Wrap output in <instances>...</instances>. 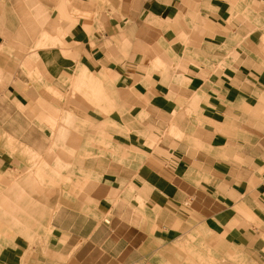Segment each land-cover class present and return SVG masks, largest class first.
Masks as SVG:
<instances>
[{"label": "crops", "instance_id": "crops-1", "mask_svg": "<svg viewBox=\"0 0 264 264\" xmlns=\"http://www.w3.org/2000/svg\"><path fill=\"white\" fill-rule=\"evenodd\" d=\"M0 130V264H264V0H0Z\"/></svg>", "mask_w": 264, "mask_h": 264}, {"label": "rangeland", "instance_id": "rangeland-1", "mask_svg": "<svg viewBox=\"0 0 264 264\" xmlns=\"http://www.w3.org/2000/svg\"><path fill=\"white\" fill-rule=\"evenodd\" d=\"M49 91H51L49 89ZM51 93L56 97H60L56 92ZM0 137L4 138L6 140V147L11 148L12 153L19 154L25 162V167L22 168V170H19L18 174L12 175L13 181L16 179H19L26 173L27 171H31L35 167L38 168L37 171H40L41 169H51V175L48 176L49 183L52 185H57L59 182L63 181L65 184L71 183V178L69 176H65L62 180L61 175H57V166L56 164L53 165H47L43 164L40 165V157L38 154H36L33 150L28 148L27 146L23 145L22 143L18 141L11 140L10 137L4 132L0 130ZM11 142H10V140ZM43 167V168H42ZM40 178V177H39ZM7 187L0 185V221H4L3 223V230H19L21 233H26V235H21L22 237H25L29 240L30 244V250L33 248H36L40 244H46L48 243L49 237L52 236V229L49 227V229L44 228V235L36 234V235H29V231L32 228H38V225H31V224H24L18 222L16 219L11 218V211H9L7 204L11 201L9 200V192L7 191ZM4 232H0V247H2L4 244H7L11 241V239L16 235H8L3 234ZM20 236V235H19ZM191 246L186 249H183L185 255H177L175 256V264H215L216 258H217V252L215 249L206 248L204 243H200L195 238H191V240L188 242ZM231 261V257L227 256L224 258V263ZM170 264V263H167Z\"/></svg>", "mask_w": 264, "mask_h": 264}]
</instances>
